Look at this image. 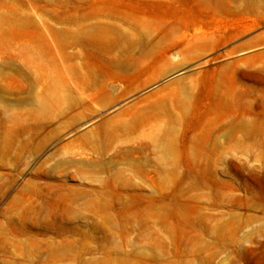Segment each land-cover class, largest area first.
Wrapping results in <instances>:
<instances>
[{
  "label": "rangeland",
  "instance_id": "obj_1",
  "mask_svg": "<svg viewBox=\"0 0 264 264\" xmlns=\"http://www.w3.org/2000/svg\"><path fill=\"white\" fill-rule=\"evenodd\" d=\"M0 264H264V0H0Z\"/></svg>",
  "mask_w": 264,
  "mask_h": 264
}]
</instances>
